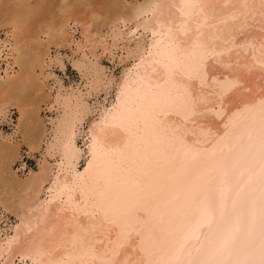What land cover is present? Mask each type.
Instances as JSON below:
<instances>
[{"label":"bare ground","instance_id":"obj_1","mask_svg":"<svg viewBox=\"0 0 264 264\" xmlns=\"http://www.w3.org/2000/svg\"><path fill=\"white\" fill-rule=\"evenodd\" d=\"M68 2L58 17L41 4L8 14L19 37L10 47L18 72L10 76L8 65L3 71L13 86L1 87L0 105L18 108L30 150L47 132L38 110L50 97L41 80L48 44L66 38L80 3L99 26L86 38L91 54L106 49L101 27L130 17L172 48L142 59L138 78L148 86L136 109L126 104L138 90L124 93L126 104L106 118L116 126L91 128L90 159L79 176L68 168L75 172L81 154L73 131L84 110L68 94L61 101L55 95L60 110L47 151L65 169L53 179L45 208L37 197L45 168L21 186L6 182L5 189L18 185L32 194L18 203L23 212L13 234L0 239L2 252H12L7 264L15 257L29 264H264V0H107L94 9ZM40 34L46 53L32 48ZM28 90L33 98L25 97ZM17 146L0 141L1 167L17 159ZM68 191L73 195L63 201Z\"/></svg>","mask_w":264,"mask_h":264},{"label":"rangeland","instance_id":"obj_2","mask_svg":"<svg viewBox=\"0 0 264 264\" xmlns=\"http://www.w3.org/2000/svg\"><path fill=\"white\" fill-rule=\"evenodd\" d=\"M68 1L72 3L73 0ZM68 1L66 0V2ZM82 1L89 4L91 3L90 5H93V8L90 6L91 9L99 6V4L103 6L102 2H104V4L105 1L107 2V0ZM128 1L133 4H142L146 0ZM61 2H63V0H0V51H2L3 59V61H0V72L2 73L0 76H4V78L0 79V94L3 92L1 87L9 89L11 85L10 90H12L13 86L12 82L4 83V80L8 77L3 73L7 65L10 67L8 70L11 72L10 76L18 72V67L13 63V52L10 51V47L13 46V42L17 40L18 35H16L15 32L13 33L14 30L8 24L9 21L7 20L10 17L9 12L13 10L17 11L19 10L18 7L23 5L31 7L39 5V8L42 5V7L46 6L48 9L50 8L49 12L51 11V13H53L52 16H56L58 14L56 12L60 9L59 6L62 4ZM82 4L83 3H80L79 6L77 5L78 8H76L77 6L75 7L76 10L78 9L77 12L75 10L76 15L74 14L73 20H69L68 24L65 26L68 37L66 36L65 38L64 36L63 38L66 39L68 45L61 37L56 43L48 44L47 50V38L42 34H40L39 37L40 44H35V46L31 45L33 46L32 48L36 47L37 50L43 53H46V50L48 51L47 55L44 56V75L41 80L42 83L44 82L43 93L46 94V92H50V97L48 100H42L43 103L42 101L39 102V107H41V109L39 108L40 110H38L40 122L45 126L47 132L39 148L33 151L27 148V143H24L22 132L27 125L26 122H24L26 120L19 119L20 115L18 108L9 104L5 106L0 105V141L14 145L18 143L17 148H19L18 157L10 166H8V164H2L3 166L1 167L0 165V169H2L0 170V239H5V237L12 235L15 227L20 224V216L18 217V215L19 212H23V208L21 210V208L18 207V203L21 202V199L32 197L31 193L20 191L18 185H16L17 187H15L14 190L5 189L7 188L6 185H8L6 182L13 181L21 186L22 182L37 175L42 168H45V173L42 176L45 182L37 196L38 202L45 208L46 202L49 199L50 187L53 179L61 173V169H65L64 160L61 164L58 155L54 154L52 151L49 153L47 151L52 141L51 122L53 119H56L60 110V104H56L53 101L55 95L58 93V99L61 101V96L68 94L71 100L74 102L77 101L79 106L81 105L80 107L84 110L81 113L82 116L80 115L79 117L81 122L78 121L76 123L74 128L75 132L73 131L74 145L81 151V154L75 162V172L72 168H68L71 175L74 176V174H76L79 176L84 172L85 167L89 163V147L91 146L90 144L94 142L91 128L100 125L105 127L114 125L115 123L113 121L106 120L107 114L111 113L114 108H117L120 103L126 104L122 97L128 94V92L131 94L133 91L138 90V97L134 98L133 104L131 106L126 104V108L129 111L136 109L139 105L141 95L147 90L148 86L147 83L142 82V80L138 78L144 75V71L141 67L142 62L154 49L163 52L164 50L169 51L172 48L171 43L168 42L166 38H161V36L158 37V35H155V37L149 30L143 29L142 24L140 25L142 20L139 22L136 20L134 22L135 19L130 17V22L127 21L129 23L122 22V24L121 22H117L115 26L101 27V34L98 39L103 40V42L107 44L106 49L103 52L101 49H98L94 54H91L88 49L90 45L86 38H93L92 34H94L93 32H95V29L99 26L95 23L88 22L87 9L84 8ZM125 8L128 9V7ZM44 16L50 17L51 15H46L45 13ZM56 17H58V15ZM56 17L54 19H56ZM143 19L147 20L148 17L144 16ZM139 25L142 27H138ZM124 26L127 28H124ZM127 29L129 30L126 32L125 30ZM29 32H32V30H29ZM155 42L159 46H156ZM44 47L46 49L45 51ZM7 53L9 54L8 56L6 55ZM24 53L29 54L30 52L25 50ZM158 65L160 67L164 66L162 62H159ZM37 73H39V71ZM128 87H130V89ZM26 92H28V94ZM26 92L25 97L27 95L33 98L35 94L33 91L28 90ZM5 95L7 96V94ZM34 98H36V96ZM25 99L22 100L23 102L21 101L24 108L28 106H25L28 102V100ZM29 108H31L30 105L28 109ZM27 117L29 118V116ZM51 152L53 156H50ZM1 172L4 173V176ZM72 195L73 192L68 191L63 194L62 200L64 201L72 197ZM6 207L8 210L5 209ZM18 232L22 234V231L19 229ZM1 247L0 245V264H7V254H11L12 252H2ZM25 263L29 264L30 260L24 262L20 257H15L13 258L12 264Z\"/></svg>","mask_w":264,"mask_h":264}]
</instances>
